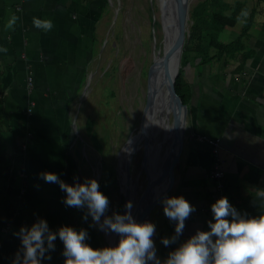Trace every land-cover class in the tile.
Returning a JSON list of instances; mask_svg holds the SVG:
<instances>
[{"label":"crops","instance_id":"crops-1","mask_svg":"<svg viewBox=\"0 0 264 264\" xmlns=\"http://www.w3.org/2000/svg\"><path fill=\"white\" fill-rule=\"evenodd\" d=\"M254 6H258L255 12H245L247 15L234 24L239 26L238 32L225 41H234L242 34L240 51L219 56L218 50L210 53L207 46L201 50L198 43L199 49L184 59L188 50L184 49L181 69L190 97L183 148L169 195H184L195 205V211L186 218L180 238L207 228L206 221L212 219L208 208L218 197L210 175V144L200 136L220 143L219 156L228 185L223 195L235 207L241 196L255 200V189L264 187V4ZM105 7L103 0H0V126L13 133L18 130L19 137L30 132L26 158L21 160L19 170L27 176H21L18 183L27 184L25 194L31 203L26 200L25 209L28 213L35 211L36 217L51 213L54 221L64 215L63 207L49 208L45 204L47 194L58 191L38 173L50 170L69 183L80 180L78 170L69 175L68 167L79 166L82 160L76 143L82 129L85 54L94 55L96 51L99 37L94 22L102 18ZM37 19L51 20L52 28L35 26ZM208 34L207 41L211 37ZM27 66L33 70L35 84V106L28 117L24 113ZM83 121L85 127V117ZM22 138L20 143L26 142ZM59 191L63 199L65 192L60 187ZM20 215L14 217L13 224L27 225ZM55 245L57 249L63 247L59 238ZM50 255L57 264L62 261L61 251H51ZM53 263L50 259L43 261Z\"/></svg>","mask_w":264,"mask_h":264},{"label":"rangeland","instance_id":"rangeland-1","mask_svg":"<svg viewBox=\"0 0 264 264\" xmlns=\"http://www.w3.org/2000/svg\"><path fill=\"white\" fill-rule=\"evenodd\" d=\"M103 1L106 5L108 4V8L103 12L102 18L94 22L95 32L99 37L96 51L94 55L90 54L89 56L88 53L85 54V63L88 62L86 68H88L85 72V98L82 102V108L80 109L82 129L81 136L77 137L76 143V145L79 144L78 153L82 154L80 155L82 160L79 162V166L77 165L75 167V171L78 170L80 181L86 177H94L97 181L101 178L106 181L110 175L108 170H105L106 165H112L116 171V176L119 177V152L126 143L128 137L136 133L142 109L145 104L147 86L146 72L153 60V44L159 41L162 45L163 34L160 23L161 11L159 8V0ZM199 1L202 0H188L187 28H190L192 21L196 17L194 15V17L191 18L190 13L193 6ZM220 1L223 2L224 0ZM225 1L229 4L234 2V0ZM247 2L249 5L243 8L244 13L253 8L252 4L254 1L248 0ZM263 4L264 2H260V5ZM257 7L254 6V8ZM222 10H224V8ZM228 13L229 11H227L226 14ZM245 15L247 14H244V16ZM241 16L235 15L237 22L240 21ZM196 20L198 21L199 19L195 18V21ZM152 21L158 24L155 29L152 27ZM212 29V32H210L211 34L208 35L212 36L216 34L218 40L225 42L229 41L230 37H233L238 32L239 26H226L222 29L223 31L220 30L218 32L215 27ZM206 33L207 31L201 28L198 34L201 36L199 39V42L201 41L200 49L206 47ZM153 34L155 35V41L153 40ZM197 42V39L191 41L190 47L185 51L184 59L190 58L195 52L193 47ZM215 51L216 48L209 47L210 53ZM169 116V121H171V113ZM84 117L85 122L87 118L94 121L92 126V131L95 132L94 137H92V133L90 134L86 127L83 126ZM152 126H154V124H151L150 120V127ZM2 133L5 138V141L3 140V145L7 144L6 140H11L12 134L16 136L15 143H20L23 139L18 136V130H14L13 133L8 127H5ZM95 138H97V140ZM159 138L160 135L157 134L156 139ZM151 142L150 140V143L147 144L148 148L151 146ZM139 147L135 150L128 163V176L132 178H130L132 181L131 193L136 196L141 194L146 184L145 174L141 170L143 144ZM165 147L166 145H164V143L160 144L158 147V156H161L165 152ZM127 154L128 152L125 150L124 155ZM15 181L20 182L21 178L17 176ZM123 183H127V180L123 181ZM107 187L110 188L112 185L109 184ZM113 187L110 198L111 204L108 210H106L107 215L108 212L111 215L114 212L122 211L123 196L120 192L121 184L117 181ZM170 191L166 195H169ZM82 209L86 211V208ZM62 213L65 214L66 218L65 208H62ZM63 216L61 217L63 218ZM165 217L163 205L159 201L151 209L149 220L155 224L153 240L156 249L160 247V244L164 247V249L157 250V255L161 259H163L168 252L167 247L158 239V230L161 229V226L166 225V229L163 232H165V236H168V234L171 236L169 229L174 226V222L165 220ZM89 218L91 220L90 216ZM16 220L17 219H15V221ZM63 220L66 221L64 218ZM29 224L30 220L27 221V225ZM92 225L100 238L102 246L113 244L116 236L114 233L100 230L94 222H92ZM14 226L19 227L20 225L15 224ZM56 228L57 227L53 230ZM179 242L180 239L177 240V244ZM62 246L63 245H60V247ZM62 249L63 247L58 248V251L62 253Z\"/></svg>","mask_w":264,"mask_h":264},{"label":"clouds","instance_id":"clouds-1","mask_svg":"<svg viewBox=\"0 0 264 264\" xmlns=\"http://www.w3.org/2000/svg\"><path fill=\"white\" fill-rule=\"evenodd\" d=\"M34 24L44 30L53 26L49 19H37ZM33 107L30 114L25 107L27 117L32 114ZM29 135L30 132H23L26 148ZM38 175L45 182L57 183L65 192L63 202L67 206L86 208L82 218L88 220L90 216L100 230L116 234L117 241L94 247L88 242L89 234L85 228L62 224L53 230L46 218L37 216L31 224H22L14 231L20 247L11 264H43L45 259H51L57 237L63 243V264H264V187L255 189L254 198L261 209L258 214L238 211L226 195H221L210 204L212 219L206 221L207 228L197 229L178 244L185 220L195 211V205L182 194L161 197L164 215L174 222V233L161 237V243L165 247L176 244L161 259L153 240L154 222L134 218L131 200L125 202L124 212L107 215L109 199L96 178L86 177L68 183L54 171L43 170ZM26 187L27 184L25 193Z\"/></svg>","mask_w":264,"mask_h":264},{"label":"trees","instance_id":"trees-1","mask_svg":"<svg viewBox=\"0 0 264 264\" xmlns=\"http://www.w3.org/2000/svg\"><path fill=\"white\" fill-rule=\"evenodd\" d=\"M246 0H234L232 4H229L225 0L222 2L220 0H202L196 3L190 13V17L196 16V19H199L198 21L194 20L192 21L190 28H189V34L185 40L182 52H181V60H180V67L178 74L175 78V90L177 94L181 97L183 103L188 104V99L190 97L189 95V89L187 88L186 82L183 79V73H182V58L184 54V49H188L190 47L191 41L194 39H197L199 42L200 35L199 32L201 31V28L203 30H206L207 33L212 32V28L215 27V29L218 31L222 30L226 26H234L236 22V16H241L244 14V9L246 8ZM253 5H258L260 2H264V0H253ZM108 8V4L106 5L105 9ZM224 8V10H222ZM227 11H229L228 14ZM250 13L255 12V8L251 9L249 11ZM249 14V15H252ZM235 14V15H234ZM200 18H199V16ZM234 16V17H233ZM200 23V24H199ZM158 26V24L155 21H152V27L155 29ZM245 27H242V30L244 31ZM241 30V32H242ZM213 34V33H212ZM91 40L94 43L95 40V34L92 33ZM242 34H239L238 37L234 41L230 42H221L218 40L217 35L213 34L210 37V40L207 41L206 46L207 47H214L216 50H218L219 56H221L223 53H235L237 51H240L242 48V41H241ZM195 44L193 47V50L199 49L200 44ZM200 43V42H199ZM162 45L158 41L156 43V49L161 50ZM86 62L85 64H87ZM88 66V65H87ZM88 68V67H87ZM86 66H85V72H86ZM94 121L92 119H88L85 122V127L87 131L91 134L92 137H94L95 132L92 131ZM3 127L0 126V264H11V260L20 247V241L19 238L14 235V231L17 230L19 227H15L13 224L14 217L18 214L23 215V222H27L31 219V213H28L25 209L26 203L28 198L25 195L19 194V189L21 187L25 188L26 183H18L15 181L17 176L21 177L19 174L20 170V163L21 160L26 158L27 148L24 150L21 148L20 143L16 141V136L12 134L11 140H6L7 144L3 145V140L5 141V138L3 137ZM23 136V134H22ZM21 136V137H22ZM96 137V136H95ZM97 140V138H95ZM23 140V139H22ZM104 161V160H103ZM102 161V163H103ZM12 169L10 170V168ZM76 166H71L73 171H75ZM108 170L109 178L106 179H99L98 183L100 186V189L108 196L109 199V206L111 204V192L114 188L117 182V176L116 171L112 167V165H106L105 170ZM70 171H68V174L70 175ZM109 186V184L112 185V187H107L105 185ZM225 191L228 189V185H226L224 181ZM27 198V199H26ZM236 208L238 211L242 213H246L249 215L258 214L260 212V206L259 203L256 200H252L250 196H241L240 201L236 204ZM108 210V209H107ZM66 211V221L68 224L76 227V228H85L88 231V242L94 246V247H100L101 241L99 236L97 235V232L95 228L92 225V222L90 218L88 217V220H84L82 217L86 211L82 208H77L74 206H67L65 208ZM65 215V214H64ZM108 215L110 213L108 212ZM8 226L7 230H4ZM166 229V227L162 230L161 235H158V239L161 242V237H164L166 234L163 232ZM159 232V231H158ZM170 234L172 235L174 232V226L170 227L169 229ZM168 236H170L168 234ZM180 241L184 238H180ZM178 239V240H179ZM177 244V242H176ZM176 244H170L167 246V252L176 246ZM160 247H157L158 249H164L161 244ZM163 252V251H162Z\"/></svg>","mask_w":264,"mask_h":264},{"label":"water","instance_id":"water-1","mask_svg":"<svg viewBox=\"0 0 264 264\" xmlns=\"http://www.w3.org/2000/svg\"><path fill=\"white\" fill-rule=\"evenodd\" d=\"M167 2L170 12V20L168 23L166 21V30L165 22L162 20L161 30L163 37L161 50H157L156 44H153L154 56L152 63L146 72L147 86L145 104L142 109L140 122L136 132H144L147 128H150V120L146 115L149 107H151L152 104H163L168 107L171 112L173 135L171 145L162 160L158 158V148L149 151L148 158H146V152H143L141 170L145 174L146 184L131 209L134 218L139 221L149 220L151 209L160 201V198L166 195L173 187L175 181L174 169L179 162L180 154L182 152L186 127L188 106L183 103L181 97L177 94L174 84L180 67L181 52L185 38L189 32V29L187 28L188 0H167ZM163 3L165 5L166 0H164ZM159 8L160 10H163L161 7V0H159ZM166 31L168 32L167 35ZM153 40L155 41L154 34ZM165 41L167 42L166 44ZM130 137L131 135L128 137L126 143L130 140ZM135 150L136 147L128 153V162L131 160ZM126 175H128V169ZM117 181L122 184L119 177H117ZM131 187L132 184L129 183L124 189L122 187L120 188V192L123 196L121 213L125 211L127 193L133 195L131 193ZM156 187H160V190L152 201H148L147 195ZM63 208H65V204Z\"/></svg>","mask_w":264,"mask_h":264},{"label":"bare ground","instance_id":"bare-ground-1","mask_svg":"<svg viewBox=\"0 0 264 264\" xmlns=\"http://www.w3.org/2000/svg\"><path fill=\"white\" fill-rule=\"evenodd\" d=\"M164 0H161V7L163 10L161 13V21L160 23L162 24V20L165 22V30H166V21L167 23L170 20V12L169 8L167 6L168 2L166 0V4L164 5ZM167 6V7H166ZM166 9V10H165ZM166 31V35H167ZM167 42L165 41V44ZM170 109L166 107L165 105H151L149 107L146 115L148 116L149 120H151V124H154V126L147 128L144 132H136L133 133L130 137V140L124 145V147L121 149L118 155V169H119V180L122 182L121 187L124 189V187H127L129 183L132 184L131 177L126 175L127 169H128V161H127V155H124V151L126 150L128 153L131 152L133 148L136 147V149L143 144V152H146V158H148L149 151H152L160 146L161 143H164L166 145L165 147V153L162 154L161 156H158L160 160L164 158V155L166 154L168 148L171 145L172 141V126H171V121H169V114H170ZM159 134L160 138L156 139V135ZM162 135V138H161ZM151 142V146L148 148L147 144ZM157 143V144H156ZM155 147V148H154ZM140 148V147H139ZM135 152V151H134ZM131 178V179H130ZM127 180V183H123V181ZM133 190V188H132ZM160 190V187H156L153 189L148 195H147V200L152 201L158 191ZM135 198V199H134ZM138 199V196L136 195H131L130 193H127V201L131 200L133 203V206L135 204V200ZM116 235V234H115ZM117 236H115L114 242L117 241Z\"/></svg>","mask_w":264,"mask_h":264},{"label":"built area","instance_id":"built-area-1","mask_svg":"<svg viewBox=\"0 0 264 264\" xmlns=\"http://www.w3.org/2000/svg\"><path fill=\"white\" fill-rule=\"evenodd\" d=\"M24 87L25 91L29 95L28 103L26 106V112L27 114L31 113L32 107L34 106V100L31 96L33 89H34V73L33 70L30 67H26V74L24 78ZM200 138L205 139L211 146V153L213 155L212 159V165L210 169V175L211 177L215 180V187L217 191V196H221L225 192V186H224V171L222 169V159L219 156V143L217 140L207 138L205 136H200ZM21 148L25 149L26 148V143H20ZM12 167L10 168V170ZM21 176H25L24 172H19ZM25 193V188L21 187L19 189V194L24 195ZM211 212V209L208 208ZM8 226L4 228V230H7Z\"/></svg>","mask_w":264,"mask_h":264},{"label":"flooded vegetation","instance_id":"flooded-vegetation-1","mask_svg":"<svg viewBox=\"0 0 264 264\" xmlns=\"http://www.w3.org/2000/svg\"><path fill=\"white\" fill-rule=\"evenodd\" d=\"M85 66H86V64H85ZM69 171H70V172H73V169L70 167V168H69ZM64 181H66V182L69 183L68 179H65ZM52 185L54 186V188L57 189L58 192H53V193H51V194H47V198H44L45 204H46L49 208L54 207V205H56V206H58V207L61 208V206L63 207L64 205H62L63 199H60V198H59V192H60V191H59V185H58L57 183H53ZM29 201H30V203H31V200H30V199L28 200V202H29ZM30 203H29V204H30ZM63 204H64V203H63ZM34 206H35V203L33 204V207H34ZM35 213H36L35 211H34V213H31V216H33V217H31V219H30V224L33 222L34 219H36V218H35V217H36V214H35ZM39 216H42V213H40ZM44 218H46L47 222L50 223V224H52L54 227H58V226H60V225H62V224H68L67 221H64V220H63V218L61 217V215L58 216V218H57L56 220H54V221H53V219L51 218V213H49V215H45ZM64 219H66V218H64ZM58 220H59V221H58ZM51 221H53V223H51ZM55 223H56V224H55ZM54 224H55V225H54ZM50 227H51V226H50ZM54 227H53V228H54ZM51 228H52V227H51ZM53 228H52V229H53ZM61 242H62V241H61ZM55 243H57V240L55 241ZM62 244H63V243H62ZM53 251H58L57 247H55V250H53ZM61 255H62V253H61ZM61 260H62V261H59L58 264H63V260H64L63 255H62V257H61ZM50 261H51V262H54L53 264H57V262H58V261H56L53 257H51Z\"/></svg>","mask_w":264,"mask_h":264}]
</instances>
